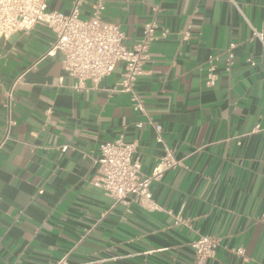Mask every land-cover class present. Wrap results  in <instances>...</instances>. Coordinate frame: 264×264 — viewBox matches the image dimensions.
I'll return each mask as SVG.
<instances>
[{"label":"crops","instance_id":"1","mask_svg":"<svg viewBox=\"0 0 264 264\" xmlns=\"http://www.w3.org/2000/svg\"><path fill=\"white\" fill-rule=\"evenodd\" d=\"M98 2L126 49L157 24L135 83L143 112L114 91L121 65L73 90L62 55L44 57L46 28L0 40V264H196L200 236L219 239L203 264H264V34L251 39L264 0H84L79 17ZM156 128L180 161L150 186L156 210L93 186L99 145L118 139L150 175L164 155Z\"/></svg>","mask_w":264,"mask_h":264},{"label":"built area","instance_id":"2","mask_svg":"<svg viewBox=\"0 0 264 264\" xmlns=\"http://www.w3.org/2000/svg\"><path fill=\"white\" fill-rule=\"evenodd\" d=\"M229 1L233 3V0ZM83 2L84 0H71L69 11L62 13L48 10L47 0H0V40L17 32L31 31L37 25L46 28L54 35V41L44 57H52L57 53L62 55V69L75 82L71 86L73 90L83 89L84 82L87 81L95 88L121 65L120 81L114 91L128 94L133 110L143 112L135 83L142 74L150 45L158 39L156 22H148L139 42L132 49H126L123 46L124 34L119 26L102 18L103 6L100 2L95 4L89 18L79 17ZM263 34V31L252 28L251 39L262 41ZM233 48L234 45L231 44L227 49L226 69L233 62ZM214 79V70L211 68L206 83L210 85ZM156 131L157 142L163 144L158 128ZM65 150V146L61 148V151ZM163 150L164 155L156 162L151 174L143 176L140 162L133 157L134 144L120 139L102 143L98 148L97 168L91 183L105 191L115 203H125L131 197L140 208L154 211L157 206L150 190L152 182L157 181L166 170L180 165V161L175 160L164 144ZM218 244L219 239L212 236H200L192 241L189 245L194 251L195 263L203 264L205 260L213 258ZM235 253L242 255V249H236ZM61 263L63 259L58 262Z\"/></svg>","mask_w":264,"mask_h":264}]
</instances>
